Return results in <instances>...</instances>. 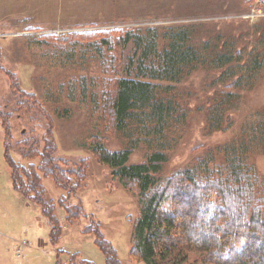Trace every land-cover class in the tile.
<instances>
[{"label": "rangeland", "instance_id": "rangeland-1", "mask_svg": "<svg viewBox=\"0 0 264 264\" xmlns=\"http://www.w3.org/2000/svg\"><path fill=\"white\" fill-rule=\"evenodd\" d=\"M255 1L0 0V264L66 263L75 253L107 264L94 234L85 232L88 226L97 229L98 222L122 264H145L130 257L140 213L138 187L129 183L126 188L100 162L94 145L112 152L130 150L129 165L147 163L154 152H163L167 160L155 177L166 179L203 159L210 160V167L224 165L226 148L236 144L264 177V139L260 133L262 146L255 148L252 134L264 125V18L254 23L245 18ZM148 28L188 30L190 44L203 55V63L181 82L159 83L169 86L163 95L177 106L160 147L161 135L141 134L137 124L128 122L120 131L104 97L118 73L101 44L128 30ZM229 51L234 52L230 64L212 63ZM222 109L220 122L212 123L214 111ZM4 124L11 128L9 135ZM50 129L56 160L69 170L80 167L84 175L79 191L67 198L53 178L39 172L45 198L54 202L63 225L56 243L42 207L12 186L6 158L8 144L17 166L33 164L39 170L41 156L24 154L43 153ZM64 202L83 209L76 208L77 220H66ZM203 257L184 251L175 264H211Z\"/></svg>", "mask_w": 264, "mask_h": 264}, {"label": "trees", "instance_id": "trees-1", "mask_svg": "<svg viewBox=\"0 0 264 264\" xmlns=\"http://www.w3.org/2000/svg\"><path fill=\"white\" fill-rule=\"evenodd\" d=\"M109 38L101 46L108 48L112 55L111 66L114 68V63L118 73L115 84L110 85L112 89L104 91L105 105L114 125L125 131L128 122H132L137 124L134 127L141 134L161 135L162 139L157 140L160 147L165 130L175 120L177 106L163 95L162 90L167 92L169 86L159 83L181 82L203 63V55L190 44L188 30H128L117 38ZM233 53L218 54L212 63L224 67L233 61ZM251 65L247 64L249 68ZM223 113V109L215 110L212 123H219L217 117ZM4 125L9 135L11 128ZM51 133L52 129L46 136L43 153H38L37 149L24 154L27 158L41 156L39 170H34L33 164L17 166L9 154L8 139L5 144L6 158L12 168V186L25 199L42 207L52 227V241L56 243L63 225L55 215L54 202L45 198L46 189L39 172L53 178L67 193V198L79 191L84 175L80 167L69 170L65 168L67 164L56 160V145ZM260 133L262 140L264 125L253 130L255 148L262 146L263 140H258ZM237 146L226 148L224 165L210 167V160L203 159L194 168L157 179L155 175L167 160L163 152H154L147 163L129 165L130 150L112 152L101 144L94 145L100 162L109 165L114 176L125 182L126 188L129 183L138 187L140 213L133 227L132 259L145 264H168L171 260L175 264L184 251L191 250L204 253L203 260L211 264H264V177L248 163L249 156L244 148ZM65 203L61 205L66 207V220H77L80 215L74 213L77 207L65 206ZM77 209L83 211L81 207ZM97 226V229L88 226L85 232L94 234L107 264H122L117 250L102 234L99 222ZM58 264L95 263L75 253L68 262Z\"/></svg>", "mask_w": 264, "mask_h": 264}, {"label": "built area", "instance_id": "built-area-1", "mask_svg": "<svg viewBox=\"0 0 264 264\" xmlns=\"http://www.w3.org/2000/svg\"><path fill=\"white\" fill-rule=\"evenodd\" d=\"M245 18L253 23L261 18H264V0H256L251 10L246 14Z\"/></svg>", "mask_w": 264, "mask_h": 264}]
</instances>
